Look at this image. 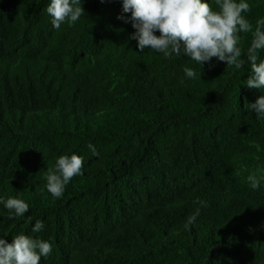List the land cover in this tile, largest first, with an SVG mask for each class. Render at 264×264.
Wrapping results in <instances>:
<instances>
[{"label": "trees", "instance_id": "trees-1", "mask_svg": "<svg viewBox=\"0 0 264 264\" xmlns=\"http://www.w3.org/2000/svg\"><path fill=\"white\" fill-rule=\"evenodd\" d=\"M246 2L254 29L264 0ZM81 3L85 14L57 30L50 0H0V201L29 204L17 217L0 202V238L49 241L40 264H264V179L247 181L264 177L252 34H240L243 67L202 65L140 51L122 0ZM73 152L83 174L55 198L47 170Z\"/></svg>", "mask_w": 264, "mask_h": 264}, {"label": "clouds", "instance_id": "clouds-1", "mask_svg": "<svg viewBox=\"0 0 264 264\" xmlns=\"http://www.w3.org/2000/svg\"><path fill=\"white\" fill-rule=\"evenodd\" d=\"M122 3L123 11L131 13L125 22L130 21L135 29L130 39L137 40L140 51L151 48L166 58L183 54L203 65L215 57L239 69L244 65L238 46L240 34L251 33L252 40L246 57L251 75L246 85L264 89V59L258 58V51L264 49V19L257 20L253 29L244 15L250 11L246 0H215L218 10H214L205 0H122ZM47 13L52 17L53 27L58 30L63 23L73 26L85 14V10L81 0H50ZM120 18L124 19L122 16ZM157 31L159 35H156ZM183 71L189 79L197 77L192 67L185 66ZM250 107L258 117H264V95L259 96L255 103H250ZM88 147L94 155H98L91 143ZM83 167L82 156L74 152L60 155L54 167L47 170V191L53 197L60 198L72 178L83 174ZM262 179L264 177H258L256 173L247 177L249 186L254 190L260 187ZM0 202L17 217L29 210V204L20 198L9 197ZM197 202L207 206L205 201ZM199 213L200 209L197 208L188 217L185 227L194 224ZM43 227V222L37 220L32 232L39 233ZM51 252L49 241L23 232L13 236L11 243L0 238V264H40L41 257H47Z\"/></svg>", "mask_w": 264, "mask_h": 264}]
</instances>
